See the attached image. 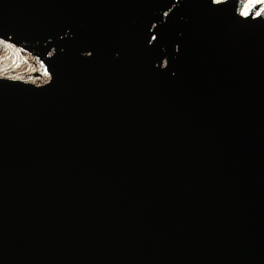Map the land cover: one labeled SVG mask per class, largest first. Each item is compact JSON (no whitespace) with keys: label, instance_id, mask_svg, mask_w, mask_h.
Returning <instances> with one entry per match:
<instances>
[{"label":"water","instance_id":"1","mask_svg":"<svg viewBox=\"0 0 264 264\" xmlns=\"http://www.w3.org/2000/svg\"><path fill=\"white\" fill-rule=\"evenodd\" d=\"M0 39V264H264V4L0 0Z\"/></svg>","mask_w":264,"mask_h":264},{"label":"snow or ice","instance_id":"2","mask_svg":"<svg viewBox=\"0 0 264 264\" xmlns=\"http://www.w3.org/2000/svg\"><path fill=\"white\" fill-rule=\"evenodd\" d=\"M217 2H219V0H217ZM251 2H252V4H253L254 7H255V6H258L259 4H264V0H251ZM242 15H244V16H248L249 13H248L247 10H245V11L242 12ZM256 15H257V16H260V15H261V12H259V11L256 12ZM4 42H5L4 40L0 39V44H2V43H4Z\"/></svg>","mask_w":264,"mask_h":264}]
</instances>
